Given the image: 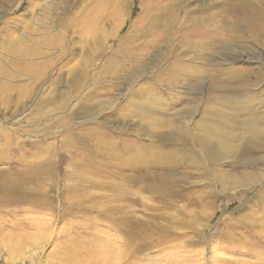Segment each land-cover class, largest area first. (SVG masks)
Here are the masks:
<instances>
[{
    "label": "rangeland",
    "instance_id": "rangeland-1",
    "mask_svg": "<svg viewBox=\"0 0 264 264\" xmlns=\"http://www.w3.org/2000/svg\"><path fill=\"white\" fill-rule=\"evenodd\" d=\"M40 263L264 264V0H0V264Z\"/></svg>",
    "mask_w": 264,
    "mask_h": 264
},
{
    "label": "bare ground",
    "instance_id": "bare-ground-1",
    "mask_svg": "<svg viewBox=\"0 0 264 264\" xmlns=\"http://www.w3.org/2000/svg\"><path fill=\"white\" fill-rule=\"evenodd\" d=\"M130 252V251H129ZM64 258V257H63ZM41 264V263H40Z\"/></svg>",
    "mask_w": 264,
    "mask_h": 264
}]
</instances>
